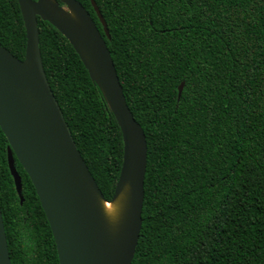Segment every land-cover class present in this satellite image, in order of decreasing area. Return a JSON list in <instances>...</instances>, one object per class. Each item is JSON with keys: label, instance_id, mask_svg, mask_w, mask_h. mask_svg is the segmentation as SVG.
Instances as JSON below:
<instances>
[{"label": "trees", "instance_id": "trees-1", "mask_svg": "<svg viewBox=\"0 0 264 264\" xmlns=\"http://www.w3.org/2000/svg\"><path fill=\"white\" fill-rule=\"evenodd\" d=\"M112 54L148 145L133 264H264V0H77ZM63 6V4L61 3ZM46 76L104 198L121 129L70 42L38 18ZM0 44L25 60L17 0H0ZM183 85L182 96L179 89ZM0 128V206L12 264H60L35 187Z\"/></svg>", "mask_w": 264, "mask_h": 264}, {"label": "water", "instance_id": "water-1", "mask_svg": "<svg viewBox=\"0 0 264 264\" xmlns=\"http://www.w3.org/2000/svg\"><path fill=\"white\" fill-rule=\"evenodd\" d=\"M27 48L21 61L0 44V128L9 142L8 164L24 204L16 159L30 177L57 246L60 264H133L143 226L148 145L126 101L112 54L90 13L77 0H17ZM63 4V6L61 5ZM108 39L107 24L92 0ZM38 18L72 45L99 87L121 129L123 164L112 201L128 187L122 220L112 227L107 201L81 156L48 82L40 49ZM183 85L179 89L182 96ZM136 153L137 177L129 182ZM0 264H12L0 206Z\"/></svg>", "mask_w": 264, "mask_h": 264}, {"label": "bare ground", "instance_id": "bare-ground-1", "mask_svg": "<svg viewBox=\"0 0 264 264\" xmlns=\"http://www.w3.org/2000/svg\"><path fill=\"white\" fill-rule=\"evenodd\" d=\"M128 193L129 189L127 187L116 200L110 202L101 201L102 211L112 227H116L122 220L127 204Z\"/></svg>", "mask_w": 264, "mask_h": 264}, {"label": "snow or ice", "instance_id": "snow-or-ice-1", "mask_svg": "<svg viewBox=\"0 0 264 264\" xmlns=\"http://www.w3.org/2000/svg\"><path fill=\"white\" fill-rule=\"evenodd\" d=\"M139 180V184L141 181V177H137V160H136V153L133 150L132 156L129 161V173H128V180L129 182L135 183Z\"/></svg>", "mask_w": 264, "mask_h": 264}]
</instances>
